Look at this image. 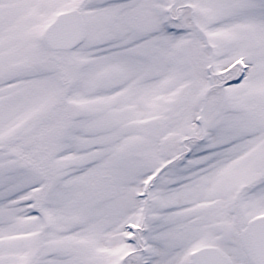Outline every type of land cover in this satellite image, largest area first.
Segmentation results:
<instances>
[{"label": "snow or ice", "instance_id": "6c2138e0", "mask_svg": "<svg viewBox=\"0 0 264 264\" xmlns=\"http://www.w3.org/2000/svg\"><path fill=\"white\" fill-rule=\"evenodd\" d=\"M0 264H264V0H0Z\"/></svg>", "mask_w": 264, "mask_h": 264}]
</instances>
